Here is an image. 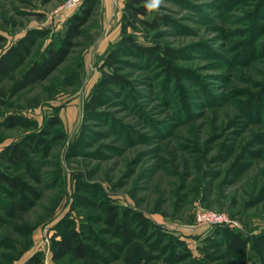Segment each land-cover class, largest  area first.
Wrapping results in <instances>:
<instances>
[{"label":"rangeland","instance_id":"rangeland-1","mask_svg":"<svg viewBox=\"0 0 264 264\" xmlns=\"http://www.w3.org/2000/svg\"><path fill=\"white\" fill-rule=\"evenodd\" d=\"M67 2L0 0V59L30 36L0 78V153L44 143L28 149L34 177L0 163L40 197L0 230V264H264V0H162L145 18L156 28L126 35L124 6L97 0L71 36L84 9ZM61 46L54 72L26 84ZM10 197L0 190V205ZM111 207L131 242L107 225ZM73 229L91 254L55 262L52 243ZM227 230L263 251L231 252Z\"/></svg>","mask_w":264,"mask_h":264},{"label":"trees","instance_id":"trees-1","mask_svg":"<svg viewBox=\"0 0 264 264\" xmlns=\"http://www.w3.org/2000/svg\"><path fill=\"white\" fill-rule=\"evenodd\" d=\"M148 0H126L123 8L122 15V34H127L129 30L135 31L140 25H147L156 28V23H149L145 20L146 16L152 14L154 11H149L146 7ZM97 4V0H86L83 3V16H75L74 22L71 24L68 36L72 34H77L78 28L86 22V20L91 16L93 7ZM158 17L162 20L161 14ZM30 41V36H27L17 47H12L5 56L0 59V78L6 77L9 74L10 66L9 64L14 61L19 62L22 59V53H26V42ZM125 43L133 41L129 38L124 39ZM65 46H69L67 40L63 41ZM65 46H61L58 50H49V55L44 59L41 65H36L32 67L24 77L26 84H32L38 80L46 79L54 70L62 63V61L67 57L68 49ZM151 54L152 49L147 48ZM166 54L173 57L174 54L171 51H167ZM112 58L115 59L113 55ZM163 59V57H162ZM110 82V81H108ZM107 81L101 82L108 83ZM97 102V98L93 100V103ZM60 123L59 119H53L51 126H56ZM31 144L40 145L44 144L40 141V137L32 139V143H16L6 147L2 153H0V163H8L12 166L23 165L25 169L29 171L31 177H34V173L31 171V161L29 159L28 149H31ZM239 162L236 163L235 167L238 166ZM0 188L3 194L11 196L12 202L10 204H1L0 208L2 214L0 215V230L7 227L13 220H15L20 214L30 211L36 203L34 200H38L39 193L29 187L27 184L23 183L18 177H13L8 175L0 166ZM5 189H10L12 193L4 192ZM12 194V195H11ZM128 214L120 218L119 213L116 212L114 208H109V217L107 219V225L110 229H114L123 240L128 243L131 242L133 233L127 227ZM142 225H146V220H141ZM230 236L229 249L231 252L238 254L245 250L249 246L254 249L257 253L263 251V240L258 237H242V235H234L230 230L226 231ZM89 241L83 238L80 232L76 230H71L64 233L61 238L54 241L51 245L52 259L55 262L63 261L67 257H72L77 260H86L91 254V247L86 243ZM108 250V247L105 246ZM41 254L38 253L34 255L28 264H41Z\"/></svg>","mask_w":264,"mask_h":264},{"label":"built area","instance_id":"built-area-1","mask_svg":"<svg viewBox=\"0 0 264 264\" xmlns=\"http://www.w3.org/2000/svg\"><path fill=\"white\" fill-rule=\"evenodd\" d=\"M86 0H68L66 5L64 6L65 10H74L79 8ZM199 221L204 222L207 225H231V222L228 221L226 217L220 214L211 213V212H203L198 216Z\"/></svg>","mask_w":264,"mask_h":264},{"label":"clouds","instance_id":"clouds-1","mask_svg":"<svg viewBox=\"0 0 264 264\" xmlns=\"http://www.w3.org/2000/svg\"><path fill=\"white\" fill-rule=\"evenodd\" d=\"M161 3L162 0H148L146 7L148 8L149 11L158 10Z\"/></svg>","mask_w":264,"mask_h":264},{"label":"crops","instance_id":"crops-1","mask_svg":"<svg viewBox=\"0 0 264 264\" xmlns=\"http://www.w3.org/2000/svg\"><path fill=\"white\" fill-rule=\"evenodd\" d=\"M125 1H126V0H118V2H119L122 6H124ZM105 4H106L107 6H109L108 4H110V0H105Z\"/></svg>","mask_w":264,"mask_h":264}]
</instances>
